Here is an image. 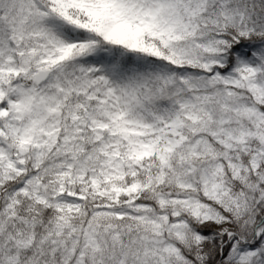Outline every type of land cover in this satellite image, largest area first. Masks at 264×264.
Returning a JSON list of instances; mask_svg holds the SVG:
<instances>
[{
    "label": "snow or ice",
    "instance_id": "snow-or-ice-1",
    "mask_svg": "<svg viewBox=\"0 0 264 264\" xmlns=\"http://www.w3.org/2000/svg\"><path fill=\"white\" fill-rule=\"evenodd\" d=\"M0 264H264V0H0Z\"/></svg>",
    "mask_w": 264,
    "mask_h": 264
}]
</instances>
